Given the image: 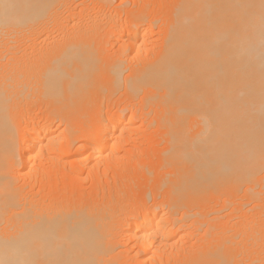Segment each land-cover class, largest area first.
<instances>
[{"label": "bare ground", "instance_id": "1", "mask_svg": "<svg viewBox=\"0 0 264 264\" xmlns=\"http://www.w3.org/2000/svg\"><path fill=\"white\" fill-rule=\"evenodd\" d=\"M0 264H264V0H0Z\"/></svg>", "mask_w": 264, "mask_h": 264}, {"label": "rangeland", "instance_id": "2", "mask_svg": "<svg viewBox=\"0 0 264 264\" xmlns=\"http://www.w3.org/2000/svg\"><path fill=\"white\" fill-rule=\"evenodd\" d=\"M116 0H114V2H115ZM145 145H143L142 147H144Z\"/></svg>", "mask_w": 264, "mask_h": 264}]
</instances>
